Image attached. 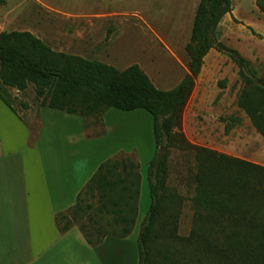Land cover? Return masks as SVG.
Returning <instances> with one entry per match:
<instances>
[{"label": "trees", "instance_id": "trees-1", "mask_svg": "<svg viewBox=\"0 0 264 264\" xmlns=\"http://www.w3.org/2000/svg\"><path fill=\"white\" fill-rule=\"evenodd\" d=\"M257 3L264 11V0ZM232 11L233 0L199 2L186 45L190 72L166 91L138 64L119 70L56 51L30 32L0 30V100L13 112L17 113L3 88L25 91L33 84L41 106L84 119L103 123L110 109H142L153 117L155 154L147 169L151 204L138 237L140 264H264V165L192 145L180 131L205 58L217 49L238 65L244 82L238 105L264 137V73L258 76L247 59L216 39L219 25ZM177 137L195 156L191 199L168 185V158L170 150L178 148ZM138 167L124 157L106 162L80 193L76 205L68 214L58 215V220L85 215L95 205L88 200L96 199L97 214L113 215L115 222H123L121 235L111 234L128 236L138 215L141 175L134 171ZM188 201L193 212L191 230L182 236L181 218ZM71 227L69 222L60 230ZM79 228L92 246L110 234L100 225L92 231L82 223ZM157 240L163 243L156 250ZM173 243L178 244L171 249Z\"/></svg>", "mask_w": 264, "mask_h": 264}, {"label": "rangeland", "instance_id": "rangeland-1", "mask_svg": "<svg viewBox=\"0 0 264 264\" xmlns=\"http://www.w3.org/2000/svg\"><path fill=\"white\" fill-rule=\"evenodd\" d=\"M200 1L5 0L0 4V30L30 32L56 51L98 60L119 70L138 64L159 89L166 91L190 72L186 45ZM216 39L247 59L258 76L264 73V11L257 0H233V11L222 20ZM239 72L228 54L212 49L185 108L180 131L192 145L264 165V137L238 105L244 88ZM2 92L23 119H29V111L37 117L42 106L33 84L25 91L5 87ZM107 116L110 131L102 122L85 119L87 136L110 132L115 149L123 147L137 159L140 156L147 166L155 154L153 117L142 109H110ZM35 122L28 124L34 128ZM176 141L178 148H172L168 158V185L191 199L195 194V156L179 137ZM95 207L78 219L71 215L68 221H59L60 226L82 223L92 231L111 221L97 214ZM192 216L188 201L180 235L189 234ZM162 243L155 242L156 250Z\"/></svg>", "mask_w": 264, "mask_h": 264}, {"label": "crops", "instance_id": "crops-1", "mask_svg": "<svg viewBox=\"0 0 264 264\" xmlns=\"http://www.w3.org/2000/svg\"><path fill=\"white\" fill-rule=\"evenodd\" d=\"M2 103L0 264H140L138 237L151 204L148 164L123 147L115 149L110 132L88 137L85 119L78 115L42 106L37 117L29 111L25 120ZM108 112L103 124L110 131ZM29 121H36L34 128ZM116 157L138 164L134 171L141 175L138 215L131 233L111 234L121 235L123 222L106 213L102 216L111 221L100 226L110 234L97 246L87 242L77 225L62 232L58 215L68 214L100 167Z\"/></svg>", "mask_w": 264, "mask_h": 264}]
</instances>
